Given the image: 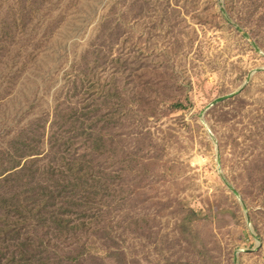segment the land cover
<instances>
[{"label": "rangeland", "instance_id": "1", "mask_svg": "<svg viewBox=\"0 0 264 264\" xmlns=\"http://www.w3.org/2000/svg\"><path fill=\"white\" fill-rule=\"evenodd\" d=\"M0 264H264V0H0Z\"/></svg>", "mask_w": 264, "mask_h": 264}]
</instances>
